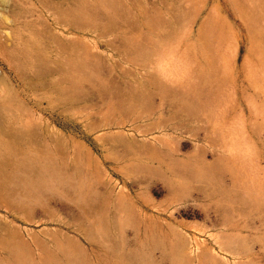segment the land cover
Wrapping results in <instances>:
<instances>
[{"label":"rangeland","instance_id":"obj_1","mask_svg":"<svg viewBox=\"0 0 264 264\" xmlns=\"http://www.w3.org/2000/svg\"><path fill=\"white\" fill-rule=\"evenodd\" d=\"M0 264H264V0H0Z\"/></svg>","mask_w":264,"mask_h":264}]
</instances>
